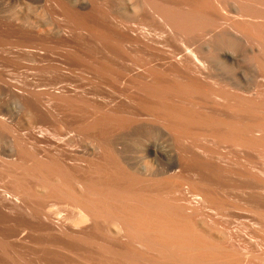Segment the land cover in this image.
Listing matches in <instances>:
<instances>
[{"label": "bare ground", "instance_id": "obj_1", "mask_svg": "<svg viewBox=\"0 0 264 264\" xmlns=\"http://www.w3.org/2000/svg\"><path fill=\"white\" fill-rule=\"evenodd\" d=\"M0 4V31L28 35L36 50L127 55L129 63L110 73L131 84L124 101L136 110L101 106L97 125L158 136L139 147L104 138L103 149L89 150L97 166L117 168V188L91 189L65 165L39 158L55 181L28 172L29 182L71 205V214L36 203L20 187L27 171L16 158L5 161L0 173L10 186L0 188V207L18 209L22 240L40 236L38 227L68 260L61 264H264V0ZM227 217L251 230L233 233L219 221ZM111 237L119 241H100ZM221 238L236 247L233 255Z\"/></svg>", "mask_w": 264, "mask_h": 264}, {"label": "rangeland", "instance_id": "obj_2", "mask_svg": "<svg viewBox=\"0 0 264 264\" xmlns=\"http://www.w3.org/2000/svg\"><path fill=\"white\" fill-rule=\"evenodd\" d=\"M0 7L3 8L2 4ZM4 16H0L2 19ZM129 63L127 55L119 52L98 51L80 53L65 47L55 46L36 50L29 36L24 33L0 31V166L6 171V162L15 158L27 171L19 174L26 178L20 183L27 195L35 196V202L45 208L59 209L61 214H71L75 209L44 187L29 182L33 172L38 177L54 175L40 171L39 158L50 167L65 165L69 174L85 179L91 189L107 183L109 188L119 187L123 179L116 167L105 169L90 160L89 150L104 148V138L112 144L122 142L129 146H142L145 141L156 140L154 131L133 132L129 124L106 129L97 125L102 117L101 106L117 110H136L124 101L129 96L126 79L115 80L110 71L118 73ZM105 70V71H102ZM44 114L46 117L44 118ZM3 121V122H1ZM95 121V123H93ZM42 129V134L39 133ZM100 141V143L98 142ZM173 145L172 142H168ZM3 160V161H2ZM67 163V164H65ZM92 163V164H88ZM3 164V165H2ZM91 165V167H84ZM98 167L99 169H96ZM120 168V167H119ZM139 185L152 186L153 182L138 180ZM56 183V182H55ZM79 194L82 189L75 183L68 184ZM10 184L0 173V188ZM143 188V187H142ZM167 197L164 192L159 193ZM171 199L176 197L171 195ZM90 202L116 205L117 201L105 198H89ZM122 206L127 208L124 205ZM18 209L10 210L4 204L0 207V262L2 264H61L68 261L53 245L45 232L38 229L29 241L22 240L25 234L15 220ZM229 230L237 233L251 227L240 219L227 217L219 220ZM240 222V223H239ZM101 224V223H100ZM102 242L115 243L116 237L101 238ZM219 245L228 246L226 253L233 255L236 247L221 238ZM248 245V243H246ZM59 258V259H58Z\"/></svg>", "mask_w": 264, "mask_h": 264}]
</instances>
